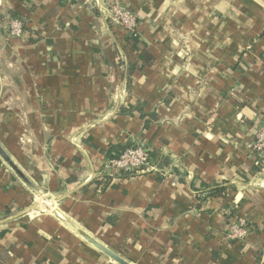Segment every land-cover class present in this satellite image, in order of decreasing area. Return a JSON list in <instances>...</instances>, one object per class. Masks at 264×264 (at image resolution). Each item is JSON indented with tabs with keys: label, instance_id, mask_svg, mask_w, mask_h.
I'll return each mask as SVG.
<instances>
[{
	"label": "crops",
	"instance_id": "obj_1",
	"mask_svg": "<svg viewBox=\"0 0 264 264\" xmlns=\"http://www.w3.org/2000/svg\"><path fill=\"white\" fill-rule=\"evenodd\" d=\"M112 1L0 0V145L40 191L0 156V264H120L99 245L130 264H264V0H119L136 37ZM136 144L156 170L106 172Z\"/></svg>",
	"mask_w": 264,
	"mask_h": 264
},
{
	"label": "built area",
	"instance_id": "obj_2",
	"mask_svg": "<svg viewBox=\"0 0 264 264\" xmlns=\"http://www.w3.org/2000/svg\"><path fill=\"white\" fill-rule=\"evenodd\" d=\"M110 21L113 25L119 26L128 33L136 37L138 36L139 19L134 12L126 8L119 0H113L111 3ZM10 34L20 37L23 34V23L19 19H12L10 22ZM253 148L257 151L264 150V125L260 126ZM149 148L143 144H136L126 148L119 156L106 160L105 169L110 175L114 174H138L148 171L150 168L155 169V166L149 167ZM42 205L39 213H55L45 199L40 200ZM59 218H63L62 213H56ZM248 226L243 217L236 218L228 230L230 239H240L247 234Z\"/></svg>",
	"mask_w": 264,
	"mask_h": 264
},
{
	"label": "water",
	"instance_id": "obj_3",
	"mask_svg": "<svg viewBox=\"0 0 264 264\" xmlns=\"http://www.w3.org/2000/svg\"><path fill=\"white\" fill-rule=\"evenodd\" d=\"M0 156L15 170V172L19 175V177L24 181V183L31 188L37 195H40V191L34 186V184L30 181V179L18 168V166L13 162L8 153L4 150V148L0 145ZM99 247L106 252L113 260L117 261L120 264H130L108 248L99 245Z\"/></svg>",
	"mask_w": 264,
	"mask_h": 264
},
{
	"label": "trees",
	"instance_id": "obj_4",
	"mask_svg": "<svg viewBox=\"0 0 264 264\" xmlns=\"http://www.w3.org/2000/svg\"><path fill=\"white\" fill-rule=\"evenodd\" d=\"M23 29H24V27H23ZM127 32V35H126V37H128V36H130V34L128 33V31H126ZM142 57L144 58V55H142ZM132 69V67L130 66L129 67V71ZM131 146H133V145H131ZM131 146H120V145H118V146H113V147H111L107 152H106V158H107V160H109V159H112V158H115V157H117V156H119V154L122 152V151H124L126 148H128V147H131ZM167 163V160L166 159H164L163 161H162V165L163 164H166ZM160 165V164H159ZM125 175H127V174H125ZM107 177L108 176H105V177H103L102 179H100L98 182H100V183H104L105 184V181H106V179H107ZM106 185V184H105ZM206 185V184H205ZM207 186V185H206ZM105 187V186H104ZM209 189V191L207 192V194L208 195H216V194H219V195H221V194H223L224 193V191H225V186H219V185H212V186H210V185H208L207 186Z\"/></svg>",
	"mask_w": 264,
	"mask_h": 264
},
{
	"label": "rangeland",
	"instance_id": "obj_5",
	"mask_svg": "<svg viewBox=\"0 0 264 264\" xmlns=\"http://www.w3.org/2000/svg\"><path fill=\"white\" fill-rule=\"evenodd\" d=\"M229 232H227V234H228ZM229 236V235H228ZM230 238V237H229Z\"/></svg>",
	"mask_w": 264,
	"mask_h": 264
}]
</instances>
